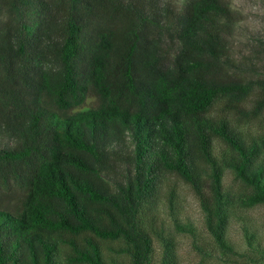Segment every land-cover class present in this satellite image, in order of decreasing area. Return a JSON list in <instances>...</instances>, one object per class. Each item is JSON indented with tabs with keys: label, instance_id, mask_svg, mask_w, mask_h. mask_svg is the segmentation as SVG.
Wrapping results in <instances>:
<instances>
[{
	"label": "trees",
	"instance_id": "obj_1",
	"mask_svg": "<svg viewBox=\"0 0 264 264\" xmlns=\"http://www.w3.org/2000/svg\"><path fill=\"white\" fill-rule=\"evenodd\" d=\"M237 19L227 0H0V264H109L101 242L119 238L150 264L168 173L194 190L217 249L239 255L231 214L264 203V134L242 129L264 110V78L227 66ZM22 191L21 207L1 203Z\"/></svg>",
	"mask_w": 264,
	"mask_h": 264
},
{
	"label": "rangeland",
	"instance_id": "obj_2",
	"mask_svg": "<svg viewBox=\"0 0 264 264\" xmlns=\"http://www.w3.org/2000/svg\"><path fill=\"white\" fill-rule=\"evenodd\" d=\"M180 5L186 0H172ZM237 11V21L230 37V48L226 57L227 66L241 73L245 81L264 78V0H227ZM257 92L250 88L243 105L251 111ZM97 106L95 97H89L84 105L74 109L84 111ZM216 113L221 104L215 106ZM62 116V115H61ZM242 129L249 137H259L264 134V110L245 119ZM9 139L2 142V147L11 145ZM223 150L220 142L215 143V151ZM223 183L227 191L234 193L239 189L238 177L233 169L226 168L223 173ZM105 176V173H102ZM106 179L113 184L109 177ZM173 191V200H168L169 190ZM20 193V192H19ZM10 199L4 198L1 203L11 208L21 207L24 191ZM19 195V196H18ZM159 202L155 210L164 239L154 237V251L150 264H162L170 260L172 264H255L246 254L259 252L254 247H264V203H249L236 205L231 214L227 229L229 241L234 245L239 255H225L217 249L213 237L205 229V213L201 209L192 187L179 176L168 173L163 178V187L159 194ZM255 232L249 245L245 229ZM171 243V245H169ZM104 255L109 264H132L131 257L125 252L128 244L124 238L102 241ZM169 245V247H168ZM200 249L206 254L200 253ZM62 254V253H61ZM61 264H67L65 255Z\"/></svg>",
	"mask_w": 264,
	"mask_h": 264
}]
</instances>
